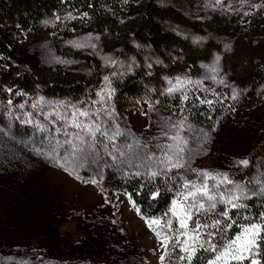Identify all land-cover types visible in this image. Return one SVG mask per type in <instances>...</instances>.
Returning <instances> with one entry per match:
<instances>
[{
	"label": "rangeland",
	"instance_id": "obj_1",
	"mask_svg": "<svg viewBox=\"0 0 264 264\" xmlns=\"http://www.w3.org/2000/svg\"><path fill=\"white\" fill-rule=\"evenodd\" d=\"M122 1L127 6L149 0ZM152 1L173 15L167 23L170 32L194 47L208 49V57L193 70L180 63L170 66L152 48L138 43L133 44L132 53L106 48L98 35L90 33L60 43L50 33L44 38L22 34L18 51L1 64L14 75L28 78L64 69L95 87L89 97L78 100L53 95L42 84L31 93L8 87L1 92L0 264H181L180 257L186 254L175 239L178 218L172 212L163 218L144 217L129 195L106 185L109 178L171 181L177 186L174 200L185 204L190 201H184L183 195L193 185L206 183L217 196V206L199 213L194 210L189 229L197 220L210 225L214 216L234 210L220 202L221 193L225 199L240 196L235 202L243 205L256 202L264 207V83L253 90L238 83L234 74L242 64L239 46L264 45V34L248 36L246 29L215 33L190 26L217 14L242 15L243 21L264 9V0ZM124 4L118 15L121 23L132 18ZM59 20L62 16L54 15L43 26L54 28ZM0 24L14 25L1 5ZM78 54L95 58L99 73ZM130 83L134 86L124 92ZM192 94H200L207 102L229 95L232 122L208 127L165 111L164 103ZM77 109L89 112L79 121L99 125L106 134L97 133L93 141L71 126ZM77 132L84 137L83 145L74 139ZM177 135L180 139H173ZM69 139L83 151L72 156L65 144ZM89 143L95 147L90 149ZM243 160L248 164H241ZM203 172L210 175L205 177ZM225 174L231 183H221ZM197 199L206 208L212 203ZM150 220L161 221L153 227L162 237L149 228ZM169 220L171 229L165 226ZM261 221L201 229V240L211 239L217 251H223L245 227ZM209 232L214 235L209 237ZM164 235L170 239L162 243ZM209 248L205 244L197 253L214 258L216 253L205 250ZM161 255H165L163 262ZM246 255L261 261L260 247Z\"/></svg>",
	"mask_w": 264,
	"mask_h": 264
},
{
	"label": "trees",
	"instance_id": "obj_2",
	"mask_svg": "<svg viewBox=\"0 0 264 264\" xmlns=\"http://www.w3.org/2000/svg\"><path fill=\"white\" fill-rule=\"evenodd\" d=\"M123 4L122 0H0V5L6 9L14 22L10 27L0 24V96H3L1 92L7 87L31 93L34 86L42 84L53 95L78 100L89 97L90 91L95 87V84L88 85L64 69L44 71L33 78L16 76L4 69L1 64L18 51L19 38L22 34L44 38L50 33L57 43L84 33L96 34L106 48H122L131 53L134 52L133 44L138 43L152 48L166 64L175 66L176 63H180L189 70L196 68L200 61L208 57V49L194 47L168 30L167 23L174 19L173 15L161 8L156 1L149 0L127 6L124 4L132 18L121 23L118 15L123 9ZM68 13L73 14V18L67 17ZM54 15H61L62 20H59L54 28L44 27L43 21ZM175 19L179 20L178 17ZM242 19V15L217 14L213 15L211 20L202 24L192 22L190 26L197 31L208 30L215 33L229 30L241 33L246 29L248 36L258 37L264 34V9L247 15L243 21ZM239 47L242 64L240 68L234 70L235 80L256 90L264 83V45L256 46L257 48L249 47L250 50L244 44ZM68 53L64 55L71 56ZM77 57L99 73L100 67L95 58L79 54ZM133 86L134 83H130L123 91ZM210 102L204 101L200 94H192L188 95L187 99L168 101L163 107L168 114L185 116L202 126L215 127L226 123L227 120L232 122L233 110L229 95L220 94ZM106 185L113 191L129 195L144 217L168 216L177 193L175 183L161 178L130 181L109 178ZM113 191L108 193L109 197H112ZM263 208L261 204L249 202L245 207L230 210V219H225L219 214L212 218V222L220 220L221 224L227 222L232 225L239 222L244 224L258 222L264 215ZM261 222L264 225V221ZM263 238L259 242L261 251L259 264H264ZM211 259L213 257L208 254L198 252L191 264H208ZM250 262L251 259L248 258L242 262L229 260L228 264ZM181 264H187V261L182 260Z\"/></svg>",
	"mask_w": 264,
	"mask_h": 264
},
{
	"label": "snow or ice",
	"instance_id": "obj_3",
	"mask_svg": "<svg viewBox=\"0 0 264 264\" xmlns=\"http://www.w3.org/2000/svg\"><path fill=\"white\" fill-rule=\"evenodd\" d=\"M107 79V78H105ZM176 89H170L169 91H175ZM187 99V97H185ZM209 103H211L209 101ZM89 112L87 111H80L76 110L72 114V119L70 121V125L80 129L81 132L85 133L86 135L90 136L92 140H95L96 134L100 133L101 135H105L106 133L101 131V128L99 125L96 124H88L84 123L82 121H79V117H88ZM182 126V125H181ZM117 135L119 133H116ZM75 140L80 141V145H83L85 143L84 137L81 135L80 132H77L74 137ZM173 139L179 140V136L173 137ZM65 144L69 145L72 149L71 155L75 156L77 152L83 151V148L80 145H77L73 143L72 139L66 140ZM88 147L90 149H93L95 145L93 143H89ZM171 147V146H169ZM179 151H183L182 148L178 149ZM169 160H171V157H168ZM241 164L247 165L248 161L243 160L240 161ZM173 167L179 166L178 164H173ZM67 170V169H66ZM155 175V173H153ZM201 175L208 177L210 174L207 172L201 173ZM214 178V177H213ZM231 183V181H227L226 174L225 179L221 181V183ZM185 188H188L189 185L185 184ZM213 187H218V185H214ZM239 187V186H237ZM197 196L201 198H206L207 201H210L208 207L206 208L205 203L203 200H198ZM240 196L238 195H229L227 199L224 198V194H220V202L225 203L227 205L231 206V209H237L241 207H245V205L237 203L235 201H239ZM184 201H190L189 203H181L178 200H174L172 202V208L170 211L172 212V215L174 217H177L179 220V228L176 229V243L180 246V251L185 253L186 255L181 256L180 260H186L187 264H191V261L193 257L196 255L197 251L199 249L204 248L205 244H208L210 246L209 249L205 250H211L215 254L214 258L208 261V264H228L229 260L232 261H243L245 259H248L249 257L246 255L251 254L253 252V249H258L260 247L259 240L262 238L261 233L264 232V225L262 224H251L249 227H245L242 232L237 235L233 240H231L227 245L224 246L223 251H217L216 245L212 244L211 239L208 240H201V237L203 233L201 232V229H208V228H218V226L221 224L220 220L213 221L212 224H201L199 220L195 221V226L189 229V221L193 219L194 210L196 213H199L200 211H207L209 209H215L217 204V196L210 193L208 185L205 183L201 186H192V190L188 191L186 194L183 195ZM179 209V211H177ZM222 216L225 219H230L229 217V210L226 209L223 211ZM264 219V217H262ZM147 224L149 228H152L153 231L156 232L157 237H162V233L160 231H156V229L153 227L160 226L161 221L160 220H150L147 221ZM166 227L171 229L172 222L171 220L167 221L165 224ZM228 227H231L229 224ZM183 230V231H181ZM209 237H212L214 233L209 232L207 233ZM180 237H184L183 241L180 240ZM170 238L166 235L163 236V242L168 241ZM176 245L174 244L173 247ZM165 255H167V251L165 252ZM165 255L160 256L161 262L164 261ZM250 264H259V262L255 259H252Z\"/></svg>",
	"mask_w": 264,
	"mask_h": 264
}]
</instances>
